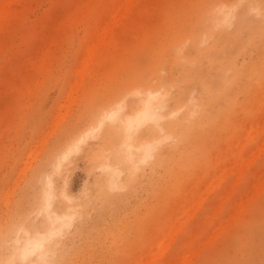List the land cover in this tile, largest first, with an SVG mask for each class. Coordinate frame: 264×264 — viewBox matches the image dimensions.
<instances>
[{
  "label": "rangeland",
  "instance_id": "rangeland-1",
  "mask_svg": "<svg viewBox=\"0 0 264 264\" xmlns=\"http://www.w3.org/2000/svg\"><path fill=\"white\" fill-rule=\"evenodd\" d=\"M205 2L235 6L236 19L263 21L264 30V0H0L1 264L20 231L41 229L48 177L72 197L60 196L59 204L76 211L53 264H264V37L244 44L245 35L228 28L225 52L243 75L183 142L195 153L182 168L167 173L147 157L114 199L103 198L100 163L118 143L107 124L57 162L123 99L130 74L147 69L155 54L166 65L162 76L178 77L170 46ZM253 5L258 14H247ZM252 62L259 71L248 81ZM201 67L211 78L205 61ZM131 94L128 101L141 96ZM204 114L214 115L211 124ZM168 142L162 153L173 148Z\"/></svg>",
  "mask_w": 264,
  "mask_h": 264
},
{
  "label": "bare ground",
  "instance_id": "bare-ground-1",
  "mask_svg": "<svg viewBox=\"0 0 264 264\" xmlns=\"http://www.w3.org/2000/svg\"><path fill=\"white\" fill-rule=\"evenodd\" d=\"M230 8V11H224L209 2L203 3L190 22L185 37L170 46L171 57L181 68L178 77L166 79L162 76L164 73L162 70L166 68V65L164 61H161V51L155 54L147 69L135 70L130 74L129 82L124 88L127 89V92L124 93L123 99L114 108L111 106V109L102 112L91 128L84 131L64 149L57 162L78 150L80 142H83L87 137H96L103 126L107 124L106 134L118 137V143L117 150L113 151V154L105 156V160L100 163L101 170L98 168L104 175L100 181L103 198L114 199L113 191L122 188L138 164L144 162L147 157H151L153 166L162 167L167 173L186 165L191 152L194 154L195 151H191L194 144L186 147L183 142L194 135L195 127L200 124L202 114L216 99L225 98L226 92L233 87L241 74V70L236 67L232 57L226 55L225 52L229 38L226 33L228 28L234 26V36L236 37L245 35L244 44L246 40L249 44L256 38L264 37L263 21H255L253 24L250 21H243L242 17L236 19L235 6ZM250 12L252 15L258 14V7L251 6L247 14ZM187 41L191 42V45H188L191 48L190 51H186ZM205 41H207L206 44ZM202 61L206 62V70H210L211 78L204 77ZM258 64L252 62L246 67L244 76L247 75L248 81L255 78L259 71ZM178 83L181 86L177 88ZM173 88H177L173 95V105L168 107L167 99L170 89ZM127 93H136L137 96L141 94V96L136 100L128 101ZM227 99L224 100L227 101ZM131 105H135L136 108L131 109L133 111L130 113L124 112V109ZM231 105L232 100L224 103L225 110L220 115L226 113ZM181 109L182 112L179 114ZM213 116L203 115L209 124L213 121L210 120ZM108 122L115 123V125L109 126ZM139 127L142 129L139 130ZM167 142L169 147L173 145V148L168 150V153H162L161 150L167 148ZM114 159L117 160V164L124 165L118 166L113 161ZM172 164L174 166L169 168ZM159 184V187L163 188L161 181ZM161 190L164 191V188ZM65 191H56L52 178L48 177L43 182L41 206L39 207L44 216L41 229L36 230L35 227V230L29 232L30 230L26 231L23 228L24 231H20L13 239L14 247L7 256L5 255L6 262L1 258L5 264L54 263L60 244H58L59 238L70 228L76 213L75 208L67 206L64 209L65 207L59 204L60 196L66 201L72 200V197ZM185 258L187 257L185 256Z\"/></svg>",
  "mask_w": 264,
  "mask_h": 264
}]
</instances>
